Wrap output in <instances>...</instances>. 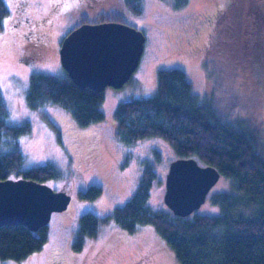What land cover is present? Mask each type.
<instances>
[{
    "label": "rangeland",
    "instance_id": "obj_1",
    "mask_svg": "<svg viewBox=\"0 0 264 264\" xmlns=\"http://www.w3.org/2000/svg\"><path fill=\"white\" fill-rule=\"evenodd\" d=\"M6 2L11 15L0 34V89L10 111L8 121L32 125V133L19 139L26 167L55 164L63 178L48 185L66 191L72 199L68 210L52 214L49 241L41 252L22 262L0 260V264H180L172 246L153 226H141L131 234L112 219L104 221L134 195L145 160L154 163L157 173L149 205L153 210L168 211L166 180L171 164L178 159L171 147L157 138L136 145L121 142L116 134L115 111L121 102L153 97L158 90V74L164 69L183 70L201 101L212 96L213 77L205 68L212 54L207 45L232 0H191L183 9L176 8V0H143L144 12L138 16L127 10L124 0ZM111 10L123 12L126 24L142 31L147 41L132 78L121 88L109 86L104 91V120L82 127L61 108L32 110L27 102L31 74L37 71L64 76L61 45L79 24L80 14L87 13L93 20ZM222 79L218 96L228 99L235 87L237 99L259 106L258 118L264 130V62H254L249 72L228 70ZM156 149L162 154L159 162L154 161ZM91 186L100 187L101 195L94 200L81 198ZM233 189L234 180L221 176L192 216L220 215L221 208L211 198ZM87 213L101 218L99 232L79 245L80 218Z\"/></svg>",
    "mask_w": 264,
    "mask_h": 264
},
{
    "label": "trees",
    "instance_id": "obj_2",
    "mask_svg": "<svg viewBox=\"0 0 264 264\" xmlns=\"http://www.w3.org/2000/svg\"><path fill=\"white\" fill-rule=\"evenodd\" d=\"M190 1L176 0V8L183 9ZM124 5L133 15L144 12L143 0H124ZM10 15L6 0H0V34ZM100 22L126 23V15L117 10L103 11L91 20L87 13H81L77 27ZM209 51L212 54L205 68L213 77L212 96L201 101L183 70H161L153 97L117 106L116 134L126 145L160 139L178 159L194 158L233 179V191L211 198L222 213L181 217L169 208L153 210L149 202L157 173L154 163L145 160L134 195L104 221L112 219L131 234L141 226H153L172 246L180 264H264V130L258 118L260 109L255 103L237 99L235 87L228 99L218 96L228 70L249 72L254 62H264V0H232L214 27ZM235 76L230 75L232 79ZM103 101V92L79 87L66 71L64 76L37 71L31 74L27 102L32 110L58 107L87 127L104 120ZM9 115L0 89V180L24 178L45 184L61 180L63 173L53 163L26 167L19 139L31 134L33 128L29 122L10 124ZM161 159L156 149L154 161ZM101 193L100 187L91 186L80 197L94 200ZM100 222L101 218L92 213L81 216L79 245L97 236ZM48 241V226L36 232L24 225L1 227L0 260L25 261L41 252Z\"/></svg>",
    "mask_w": 264,
    "mask_h": 264
},
{
    "label": "water",
    "instance_id": "obj_3",
    "mask_svg": "<svg viewBox=\"0 0 264 264\" xmlns=\"http://www.w3.org/2000/svg\"><path fill=\"white\" fill-rule=\"evenodd\" d=\"M145 34L126 23H85L63 40L64 70L81 88L103 92L123 87L138 69L145 51ZM221 178L212 166L194 158H180L166 180L165 203L175 215H192L206 202ZM72 197L45 183L28 179L0 180V228L24 225L33 231L48 226L54 212L69 209Z\"/></svg>",
    "mask_w": 264,
    "mask_h": 264
},
{
    "label": "flooded vegetation",
    "instance_id": "obj_4",
    "mask_svg": "<svg viewBox=\"0 0 264 264\" xmlns=\"http://www.w3.org/2000/svg\"><path fill=\"white\" fill-rule=\"evenodd\" d=\"M212 36V35H211ZM212 40V39H211ZM211 41H209V44L207 45V50L210 49Z\"/></svg>",
    "mask_w": 264,
    "mask_h": 264
}]
</instances>
